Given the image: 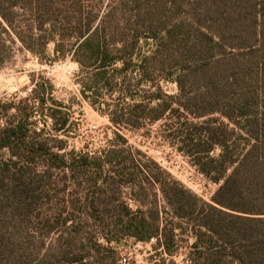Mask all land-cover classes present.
Wrapping results in <instances>:
<instances>
[{
  "label": "trees",
  "instance_id": "16d2710c",
  "mask_svg": "<svg viewBox=\"0 0 264 264\" xmlns=\"http://www.w3.org/2000/svg\"><path fill=\"white\" fill-rule=\"evenodd\" d=\"M107 1L0 0V33L37 55L55 43L52 62L72 54L85 98L117 95L106 104L114 127L135 133L166 119L170 144L219 187L206 202L119 132L122 145L104 158L64 155L66 142L32 121L35 102L42 112L48 103L54 130L68 131L66 106L43 79L32 95L38 101L0 102V116L15 110L0 120V183L14 182L0 193L11 201L10 214L0 209V264H117L112 246L128 240L151 245L161 258L151 264L183 247L182 264H264V0ZM6 51L0 39V66ZM161 80L174 82L178 95ZM56 171L87 188L53 210L56 250L30 252L27 245L45 246L31 236V185ZM124 187L135 198L158 187L166 205L132 209L120 198Z\"/></svg>",
  "mask_w": 264,
  "mask_h": 264
},
{
  "label": "rangeland",
  "instance_id": "374dc122",
  "mask_svg": "<svg viewBox=\"0 0 264 264\" xmlns=\"http://www.w3.org/2000/svg\"><path fill=\"white\" fill-rule=\"evenodd\" d=\"M107 3L108 1L106 0V5ZM0 39L7 47L6 54H4L6 61L0 66V102L2 104L23 102V100L29 99L35 94L39 82L43 79L49 82L53 86L52 97L57 102H61L66 106L69 118L68 131L65 134L58 135L54 130L55 122L48 115L50 114L48 109L50 105L48 103L44 106L43 111H47L45 114L39 108L40 103L35 102L37 114L34 115L32 121L35 122V129L38 132L42 130L48 136L53 135L56 140L66 142L64 155L70 157V154L73 153L76 156L88 155L91 158H104L103 152L112 151L122 145L120 141H117L116 137V134L119 132L129 141V146L135 147L147 154L148 157L159 163L164 170L171 173L186 188L191 190L192 193L201 197L206 202H211L219 186L200 174L190 163V160L182 156L170 144V139L166 137L168 133L164 127L166 119L155 124H148L135 133L120 130L112 125L106 105H112L114 97L116 98L117 95L109 97L108 93L104 92L106 95L99 103H94L92 99L85 98L82 92L84 86L79 78L82 76H78L80 71L79 65L72 60V54L64 61L52 62L55 53V43H50L44 53L37 55L27 50L13 33H0ZM121 66L122 64L119 63L118 67L120 68ZM160 87L169 96L175 97L178 95V87L174 82L166 83L161 80ZM148 89V86L144 87V90ZM29 90H32V92L30 93ZM31 99L38 101L33 96ZM14 114L15 110H9L4 116H0L1 122L5 123L7 118ZM142 160L145 161L144 158ZM44 171V168H40L38 174L48 177L43 174ZM49 177L51 180L43 179L31 185L37 189L34 193L36 202L31 206V209H33L31 236L35 237V242L42 243V239L45 246L40 248L39 245L31 247L27 245L26 248L30 252L37 250V246L38 251H42V253H45V251L52 253L56 250L60 232H52V226L55 224L52 221L57 218V215H53V210L63 208L64 201H67V205L70 204V202L82 196L83 190L87 188V183L80 188L73 187L69 178H67V174H63L62 172H51ZM52 181L60 182V184L54 185ZM13 183L7 177L0 183V193L7 192L9 184ZM65 185L66 187L68 186L67 191L59 192ZM8 198L9 194L7 193L6 197L2 196L0 198L2 200L0 202V209L10 214L11 201ZM120 198L132 209L139 207L142 210H147L153 201L158 203L160 210L166 205L158 187L155 191L147 188L140 198H135L131 189L124 187L121 189ZM3 211H0L1 218H5ZM67 217V213H64L61 219ZM161 217L165 222L163 212L161 213ZM184 239H188V243L192 242L191 235H186ZM98 243L106 246L103 239H100ZM141 244L128 240L125 246H112L117 264H151L150 258L153 256L156 262L161 260L160 256L154 253L150 244L144 243L145 246ZM187 252L188 249L183 247L178 256L172 259L166 257V263L164 264H171L172 262L182 264Z\"/></svg>",
  "mask_w": 264,
  "mask_h": 264
},
{
  "label": "water",
  "instance_id": "95a60500",
  "mask_svg": "<svg viewBox=\"0 0 264 264\" xmlns=\"http://www.w3.org/2000/svg\"><path fill=\"white\" fill-rule=\"evenodd\" d=\"M141 245L145 246V244H144V243H142Z\"/></svg>",
  "mask_w": 264,
  "mask_h": 264
},
{
  "label": "built area",
  "instance_id": "2783aa9c",
  "mask_svg": "<svg viewBox=\"0 0 264 264\" xmlns=\"http://www.w3.org/2000/svg\"><path fill=\"white\" fill-rule=\"evenodd\" d=\"M30 91V93L32 92V90H29ZM154 241V240H153Z\"/></svg>",
  "mask_w": 264,
  "mask_h": 264
}]
</instances>
